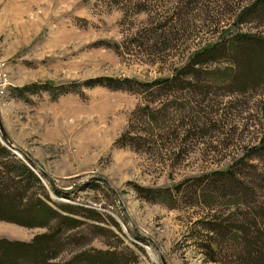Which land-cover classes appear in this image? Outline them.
I'll list each match as a JSON object with an SVG mask.
<instances>
[{
	"label": "rangeland",
	"instance_id": "obj_1",
	"mask_svg": "<svg viewBox=\"0 0 264 264\" xmlns=\"http://www.w3.org/2000/svg\"><path fill=\"white\" fill-rule=\"evenodd\" d=\"M257 1L0 0V144L78 221L45 264H264Z\"/></svg>",
	"mask_w": 264,
	"mask_h": 264
},
{
	"label": "trees",
	"instance_id": "obj_2",
	"mask_svg": "<svg viewBox=\"0 0 264 264\" xmlns=\"http://www.w3.org/2000/svg\"><path fill=\"white\" fill-rule=\"evenodd\" d=\"M263 2L264 0H258L253 8ZM250 10V8L245 10L242 16H245ZM243 38L251 39L245 35ZM221 49L222 47L216 44L202 49L194 56L192 66H200L206 60L214 61L216 58L214 55ZM210 56L213 59H209ZM261 65H264V51L259 55V66ZM172 81L168 79L163 83H172ZM262 148L264 150V143ZM220 176H224V174ZM43 188L41 179L33 171V168L18 159L6 146L0 144V222L27 229L46 230L44 233L36 234L28 242L0 238V264H21L22 261H27L28 264H45V252L49 251L48 244L52 239L49 234L51 221L59 220L60 227L65 222L76 227L78 221L66 219L67 217L64 215L65 213L72 214L74 209L69 206L54 208L48 193ZM37 189L43 197H40L41 194H37ZM215 231L217 230L212 228L210 232Z\"/></svg>",
	"mask_w": 264,
	"mask_h": 264
},
{
	"label": "crops",
	"instance_id": "obj_3",
	"mask_svg": "<svg viewBox=\"0 0 264 264\" xmlns=\"http://www.w3.org/2000/svg\"><path fill=\"white\" fill-rule=\"evenodd\" d=\"M35 235H36V234H35ZM35 235H34V236H35ZM34 236H33V237H34ZM6 239L11 240V241H12V240H15V239H9V238H6ZM18 241H20V240H18Z\"/></svg>",
	"mask_w": 264,
	"mask_h": 264
},
{
	"label": "water",
	"instance_id": "obj_4",
	"mask_svg": "<svg viewBox=\"0 0 264 264\" xmlns=\"http://www.w3.org/2000/svg\"><path fill=\"white\" fill-rule=\"evenodd\" d=\"M14 154L18 156V154H17L16 152H14ZM18 157H19V156H18Z\"/></svg>",
	"mask_w": 264,
	"mask_h": 264
}]
</instances>
